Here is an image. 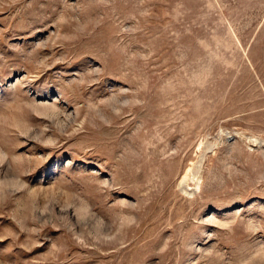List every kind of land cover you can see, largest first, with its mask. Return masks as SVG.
I'll return each instance as SVG.
<instances>
[{
  "label": "rangeland",
  "instance_id": "374dc122",
  "mask_svg": "<svg viewBox=\"0 0 264 264\" xmlns=\"http://www.w3.org/2000/svg\"><path fill=\"white\" fill-rule=\"evenodd\" d=\"M0 264H264V0H0Z\"/></svg>",
  "mask_w": 264,
  "mask_h": 264
},
{
  "label": "bare ground",
  "instance_id": "6f19581e",
  "mask_svg": "<svg viewBox=\"0 0 264 264\" xmlns=\"http://www.w3.org/2000/svg\"><path fill=\"white\" fill-rule=\"evenodd\" d=\"M209 149V148H208ZM199 161V160H198ZM201 164V163H200ZM193 168V167H192ZM194 170V169H193ZM192 171V170H191ZM188 172H189V170H188ZM190 173V172H189ZM188 173V174H189ZM198 174H199V167H197V171L193 174V179H195V181L197 182L196 184H198V181H199V176H198ZM188 177H187V175H185L183 178H182V180L180 181L181 182V184L183 183H185V181H186V179H187ZM187 182V181H186ZM200 182V181H199ZM180 184V185H181ZM182 184V185H183ZM185 186V185H184ZM187 187H185V189H186ZM183 190V189H182ZM184 191V190H183ZM186 191V190H185ZM187 192V191H186ZM186 194V193H185ZM188 194V193H187ZM192 195H193V193H192ZM189 196H191V194L189 195Z\"/></svg>",
  "mask_w": 264,
  "mask_h": 264
}]
</instances>
